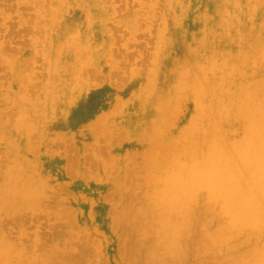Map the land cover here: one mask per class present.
<instances>
[{
	"label": "rangeland",
	"instance_id": "1",
	"mask_svg": "<svg viewBox=\"0 0 264 264\" xmlns=\"http://www.w3.org/2000/svg\"><path fill=\"white\" fill-rule=\"evenodd\" d=\"M262 185L264 0H0V264H264Z\"/></svg>",
	"mask_w": 264,
	"mask_h": 264
},
{
	"label": "bare ground",
	"instance_id": "2",
	"mask_svg": "<svg viewBox=\"0 0 264 264\" xmlns=\"http://www.w3.org/2000/svg\"><path fill=\"white\" fill-rule=\"evenodd\" d=\"M210 151V150H209ZM211 152V151H210ZM255 154V153H254ZM223 163V162H222ZM204 169H207V168H204ZM16 170V169H15ZM212 170V169H211ZM203 173V172H202ZM192 174H194V173H192ZM207 174H209L208 176H206V177H204V178H202L201 176H198V178H196V182H194V183H196V184H199V185H201V184H206L207 186H209V192L212 194V193H214V192H216V193H214V194H217V192H219V190L221 191V181H222V175H219V174H216V173H207ZM259 174V173H258ZM238 175V174H237ZM192 176H195V175H192ZM172 177V176H171ZM239 177V176H238ZM261 177V176H260ZM16 178V177H15ZM193 178H195V177H193ZM226 178V177H225ZM172 179H174V178H172ZM191 179V178H190ZM195 180V179H194ZM193 180V181H194ZM240 180V179H239ZM225 181H227V183L226 184H228L229 186H232L233 184H231V180L230 179H228V178H226V180ZM191 182V181H190ZM190 182L188 183V184H190ZM251 182V181H250ZM171 183H172V181H171ZM169 185V184H168ZM176 185H177V181H176ZM190 186V185H189ZM188 186V187H189ZM263 187H264V185H262ZM177 187V186H176ZM186 187V186H185ZM194 187V186H193ZM169 188V187H168ZM171 188H172V186H171ZM183 188V187H182ZM190 188V187H189ZM189 188H187V189H189ZM258 188H259V186H258ZM19 189V188H18ZM186 189V190H187ZM194 189H196V188H194ZM219 189V190H218ZM15 190V189H14ZM13 190V191H14ZM183 190V189H182ZM173 191V190H172ZM258 191V190H257ZM191 192V191H190ZM207 193V192H206ZM220 193V192H219ZM231 193V191H229V193L228 194H230ZM167 194V193H166ZM191 194V193H190ZM210 194V195H211ZM261 194H262V192H261ZM188 195V194H187ZM13 196V195H12ZM251 196V195H250ZM254 196V195H253ZM166 197V196H165ZM210 197V196H209ZM208 197V198H209ZM215 197V196H214ZM213 197V198H214ZM252 197V196H251ZM186 198V197H185ZM254 198V197H253ZM251 199V198H250ZM256 199V198H255ZM254 199V200H255ZM169 200H170V198H169ZM253 200V201H254ZM166 201V200H165ZM182 201V200H181ZM242 201V202H241ZM239 203H235V202H228V204L226 205L227 206V211L228 212H230V213H233L234 211H235V204H239V205H241V214L244 216L243 218L244 219H240L241 221L242 220H245L246 222H247V220L248 221H251L253 218H251V213H252V211H253V209H252V205H251V203L253 202H250L251 200H241ZM174 202V201H173ZM255 202V201H254ZM257 202V201H256ZM169 203V202H168ZM170 204V203H169ZM252 204H254V203H252ZM256 204V203H255ZM233 205V206H232ZM259 205V204H258ZM237 209V208H236ZM222 210V209H221ZM224 210V209H223ZM254 216V215H253ZM259 216V215H258ZM240 220H236V218H235V221H237V222H240ZM256 220H258V218L256 217ZM255 221V220H254ZM258 222V221H257ZM255 222H253V224H254ZM245 224V223H244ZM246 225H247V223H246ZM252 225V222H251V224H249V226H251ZM256 225V224H255ZM255 225H253V226H255ZM8 249V248H7ZM10 250V249H9ZM3 254V253H2ZM12 258V257H11ZM13 262V261H12Z\"/></svg>",
	"mask_w": 264,
	"mask_h": 264
}]
</instances>
